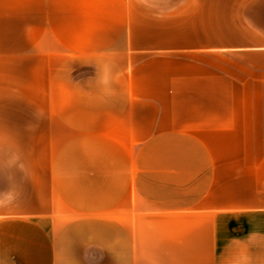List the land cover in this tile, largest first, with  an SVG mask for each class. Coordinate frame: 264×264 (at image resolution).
Here are the masks:
<instances>
[{"label":"crops","instance_id":"crops-1","mask_svg":"<svg viewBox=\"0 0 264 264\" xmlns=\"http://www.w3.org/2000/svg\"><path fill=\"white\" fill-rule=\"evenodd\" d=\"M0 199V264H264V0H0Z\"/></svg>","mask_w":264,"mask_h":264},{"label":"clouds","instance_id":"clouds-1","mask_svg":"<svg viewBox=\"0 0 264 264\" xmlns=\"http://www.w3.org/2000/svg\"><path fill=\"white\" fill-rule=\"evenodd\" d=\"M99 82L104 86H107L110 82V69H108L106 66L103 70V75L100 78ZM4 203H5V201L0 199V206H2ZM8 203H11V201H8Z\"/></svg>","mask_w":264,"mask_h":264}]
</instances>
